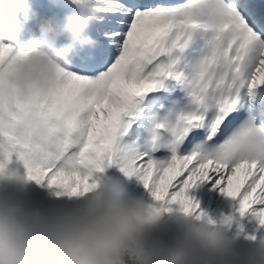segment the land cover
Segmentation results:
<instances>
[{
  "label": "snow or ice",
  "instance_id": "6c2138e0",
  "mask_svg": "<svg viewBox=\"0 0 264 264\" xmlns=\"http://www.w3.org/2000/svg\"><path fill=\"white\" fill-rule=\"evenodd\" d=\"M97 2L93 44L57 70L54 87L15 104L13 121L58 139L55 150L12 143L27 178L74 196L117 168L144 186L156 214L240 231L250 216L264 228V0ZM17 55L0 46V69ZM205 182L234 202L231 215L198 212L189 193Z\"/></svg>",
  "mask_w": 264,
  "mask_h": 264
},
{
  "label": "clouds",
  "instance_id": "9594fccd",
  "mask_svg": "<svg viewBox=\"0 0 264 264\" xmlns=\"http://www.w3.org/2000/svg\"><path fill=\"white\" fill-rule=\"evenodd\" d=\"M70 2L73 10L60 17L41 16L32 0H0V46L18 54L0 69V264H264V237L250 239L254 247L241 254L224 226L178 210L156 214L153 202L108 171L83 195H56L67 202L49 210L30 202L33 180L21 173L12 143L28 139L55 150L58 139L33 121H13L12 112L54 87L57 70L93 44L100 5Z\"/></svg>",
  "mask_w": 264,
  "mask_h": 264
},
{
  "label": "rangeland",
  "instance_id": "374dc122",
  "mask_svg": "<svg viewBox=\"0 0 264 264\" xmlns=\"http://www.w3.org/2000/svg\"><path fill=\"white\" fill-rule=\"evenodd\" d=\"M19 167H20L21 173H26V170L23 167L22 162H19ZM108 174L116 176L122 181L127 180L125 184L136 194H138L139 192L145 193L146 191L144 186L136 178H131V179L126 178L125 175L123 173L121 174L117 168L109 169ZM31 189L32 191L30 193V197H31L32 204L38 205L44 208L45 210L51 209L53 205L63 204L67 202L66 198L57 197L56 192L59 190L49 188L46 182L44 184H37L35 181H33L31 184ZM147 201L152 202L151 197L148 198ZM232 202L233 201L230 200V206L229 205L226 206L223 203H217L216 206L210 207L209 206L210 204H209L205 206L204 208H202L201 211L207 213L213 219H216L217 221H219L222 219L223 215L232 214L233 212ZM210 203H212V200H210ZM247 219L252 225L247 224L244 218L241 221V223H243L244 225L243 231L239 230V226L237 224H234L231 228L225 227L230 235L235 236L237 238L236 243H237L238 250L240 251L241 254L243 253L247 254L254 247L253 241L248 238L249 236L256 235L257 237H264V228H259L258 226L254 227L253 226L254 219L251 218L250 216L247 217ZM245 228H246V231L249 230L251 232V235H249L246 238H242Z\"/></svg>",
  "mask_w": 264,
  "mask_h": 264
},
{
  "label": "bare ground",
  "instance_id": "6f19581e",
  "mask_svg": "<svg viewBox=\"0 0 264 264\" xmlns=\"http://www.w3.org/2000/svg\"><path fill=\"white\" fill-rule=\"evenodd\" d=\"M42 1H46L47 4L51 5L53 4V2L55 4L57 3H63V2H66V0H42ZM73 10V9H72ZM63 12L64 14L69 12V11H61ZM36 27V25H34V28ZM28 38V37H27ZM26 39H20L18 41V43H23L25 42ZM121 173V172H120ZM122 174V173H121ZM124 183L127 182V180H123ZM53 189H56L53 187ZM192 197H194L198 202H199V209H198V212L202 210V208H204L205 206L209 205L210 207L211 206H216L217 203H223L224 205L226 206H230V199L225 197L224 195L221 194L220 190L219 189H214L213 188V184L212 183H203V184H200L198 185L196 188L192 189L189 193ZM138 195H141L143 196V198L145 200H147L148 198H150V194L147 192V190L145 191V193H142V192H139ZM210 200H212V203H210ZM234 204V202H232V205ZM245 221L247 222V224H251L247 217H245ZM254 227H257V223L256 221L254 220V223H253ZM252 225V224H251ZM259 227V226H258ZM249 235H251V232L248 230L246 231V228H245V231L243 233V237L242 238H246L248 237Z\"/></svg>",
  "mask_w": 264,
  "mask_h": 264
},
{
  "label": "trees",
  "instance_id": "16d2710c",
  "mask_svg": "<svg viewBox=\"0 0 264 264\" xmlns=\"http://www.w3.org/2000/svg\"><path fill=\"white\" fill-rule=\"evenodd\" d=\"M29 199H30V202L32 203V201H31V197H29ZM166 239H168V235H167V234H165V235H161V236H158V237L153 241V243H155V244H159V243H161L163 240H166ZM243 254H245V253H243Z\"/></svg>",
  "mask_w": 264,
  "mask_h": 264
}]
</instances>
